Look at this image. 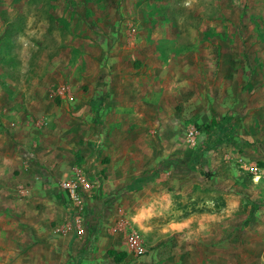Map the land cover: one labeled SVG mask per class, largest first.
I'll return each mask as SVG.
<instances>
[{
    "label": "rangeland",
    "instance_id": "374dc122",
    "mask_svg": "<svg viewBox=\"0 0 264 264\" xmlns=\"http://www.w3.org/2000/svg\"><path fill=\"white\" fill-rule=\"evenodd\" d=\"M263 63L264 0H0V133L27 149L29 176H47L39 157L62 151L53 141L70 144L95 203L136 218L146 255L126 254L123 223V249L104 264H264V182L238 164L264 166L249 158L264 144ZM81 101L89 110L71 122ZM85 140L101 169L85 165ZM162 172L194 180L195 197L171 186L168 208L152 210ZM28 213H0V264H55L21 227Z\"/></svg>",
    "mask_w": 264,
    "mask_h": 264
},
{
    "label": "crops",
    "instance_id": "0c3cea01",
    "mask_svg": "<svg viewBox=\"0 0 264 264\" xmlns=\"http://www.w3.org/2000/svg\"><path fill=\"white\" fill-rule=\"evenodd\" d=\"M262 69H264V63ZM257 95L258 100H264V92ZM81 103L82 109L78 111L79 114L65 113V116L69 117L71 122L75 121L77 115L86 116L85 111L87 112L89 108L84 101H81ZM75 104L77 102L74 101L71 105ZM240 141L242 147L245 150H249L250 147L247 144V140ZM47 144L50 143L47 142ZM51 145L54 148L56 146L57 149L62 151L55 156H46L43 154L44 156L41 155L39 157L41 159V166L47 167V176L45 177L42 174L29 176L28 174H23L25 171H23L25 159L21 155L22 152H20L22 150L26 151L27 149H25L23 144L13 142L12 138H9L7 134L0 133V213L27 210L29 212L28 214L31 215L25 217L26 220H24L25 222L21 227L24 226L25 233H28L32 238H38V245L42 243L48 245L50 259L55 264H104L106 251L123 249L122 243L124 244V238H122L123 236L120 233L123 230V223H129L131 226L140 230V227L135 222L136 218L130 216L128 214L130 212L127 211H124V214L122 213L123 218H121L117 204L112 207H104L100 202V206L97 205L95 200L92 199L94 191L93 182L92 190L85 196L87 206L86 216L88 215L87 221H90L89 224L87 223L88 231L83 237L76 236L71 231V227L75 223L74 219L76 216L74 215L76 212L73 215L70 211L69 213L62 207V186L59 187L56 183L57 181L62 183L76 170L72 169L76 163L75 160H71V156L64 153V149H70L72 146L70 144H67L68 147L62 146L61 143L57 144L56 141H53ZM87 145L88 141L85 140V143L80 147V150L83 151L87 159L85 165L88 167V165L94 164L101 169L103 166L101 160L95 161L94 159H89L92 149L87 147ZM53 147L51 148L54 149ZM41 148L38 146L37 148H32V150L40 151L42 150ZM258 149L262 151L256 153L255 156L250 154L249 158L264 164V144H261V147H258ZM82 172L90 179V176L84 170ZM167 176L168 174L162 172L153 181L154 184L150 186L148 184V189L150 190L147 192L146 202L152 210H156L159 205L168 208L170 200L172 201L169 193L171 186L183 192L182 201H189L190 197H195L196 189L194 180H192V183L186 184L185 181H182L183 185L175 186L169 184L173 179L169 182L168 179L170 178ZM181 176L185 177L186 175L181 174ZM156 184L160 185V192H156ZM103 191L104 188L97 189V196L102 195ZM238 205L239 203L237 201L229 198L228 210H234V207ZM97 208L102 212L101 215L104 216L100 220L101 222L98 220L100 215L97 213ZM68 219L71 221H68ZM180 224L184 226L187 222ZM63 231H65L66 236L58 234Z\"/></svg>",
    "mask_w": 264,
    "mask_h": 264
},
{
    "label": "built area",
    "instance_id": "2783aa9c",
    "mask_svg": "<svg viewBox=\"0 0 264 264\" xmlns=\"http://www.w3.org/2000/svg\"><path fill=\"white\" fill-rule=\"evenodd\" d=\"M200 133L198 129L192 128L188 132L187 142L191 146L198 145ZM228 163H230L228 161ZM239 166L251 176V180L258 184L264 182V166L258 163H246L244 160L238 161ZM93 182L82 172L76 169L73 174L61 183L68 200L75 210L74 225L77 234L83 237L87 234V206L86 194L92 190ZM147 243L141 230L128 224L125 230V252L128 256L137 259L143 258L147 253Z\"/></svg>",
    "mask_w": 264,
    "mask_h": 264
},
{
    "label": "bare ground",
    "instance_id": "6f19581e",
    "mask_svg": "<svg viewBox=\"0 0 264 264\" xmlns=\"http://www.w3.org/2000/svg\"><path fill=\"white\" fill-rule=\"evenodd\" d=\"M147 215V214H146Z\"/></svg>",
    "mask_w": 264,
    "mask_h": 264
}]
</instances>
